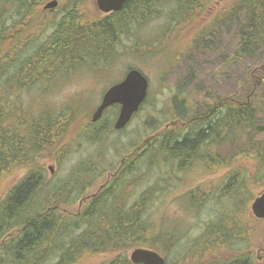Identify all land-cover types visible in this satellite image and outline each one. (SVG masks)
I'll use <instances>...</instances> for the list:
<instances>
[{
    "label": "trees",
    "instance_id": "trees-1",
    "mask_svg": "<svg viewBox=\"0 0 264 264\" xmlns=\"http://www.w3.org/2000/svg\"><path fill=\"white\" fill-rule=\"evenodd\" d=\"M46 1L0 0V186L13 173L23 171L0 195V264H78L100 254L113 256L103 264H136L128 251L137 247L156 250L171 264L169 254L176 249L177 237L187 230L179 233L176 228L156 226L153 207L165 188L160 183L169 184L177 173L190 170L200 151L223 134L227 138L247 128L256 129L255 102L264 91V0H233L217 15V20L226 17L237 23L231 59L253 63L240 82L248 95L239 102L216 103L205 114L190 109L188 97H174L171 127L159 131L161 125L146 119L150 132L132 144L120 168L90 199L88 190L103 175L95 164L81 161L64 181H48V172L38 159L55 150L57 161L64 157L60 154L67 128L64 114L50 109L33 114L29 108L7 102L4 95L16 96L38 82L65 78L81 67L109 60L123 40L144 23L162 13H167L172 25L187 22L208 9L211 0H128L120 10L102 15L91 12L93 0H62L65 5L60 18L47 21V17L45 28L37 27L20 39L25 29L42 21L50 10L44 9ZM207 32L202 31V40ZM6 40H12L13 45L2 47ZM112 109L108 121L105 116ZM118 111V105L109 107L98 121L104 123L102 127H96L91 118L87 140L103 141L104 134L114 129L112 119ZM238 154L239 164L225 165L228 172L215 198L234 207L211 223L202 236L203 249L223 258L212 264H256L246 244L249 234L243 216L255 199V188L264 187V141L250 138ZM142 165L156 176L150 177L151 186L136 193L122 192L141 183L135 172ZM215 192L211 196L205 193L201 202H212ZM189 199L196 207L201 203L197 190ZM77 200L86 203L72 212ZM257 221L264 223V219Z\"/></svg>",
    "mask_w": 264,
    "mask_h": 264
},
{
    "label": "rangeland",
    "instance_id": "rangeland-1",
    "mask_svg": "<svg viewBox=\"0 0 264 264\" xmlns=\"http://www.w3.org/2000/svg\"><path fill=\"white\" fill-rule=\"evenodd\" d=\"M49 1L52 0H47L44 4ZM232 1L211 0L208 9L201 10L202 13L197 12L198 14L189 21L177 25H172L173 21L167 13H162L158 18L138 27L130 38L124 39L111 59L101 60L97 65L81 67L65 78L57 77L53 81L38 82L34 88L20 90L16 96L4 95L7 102L29 108V112L33 114L44 109L64 114L63 123H66L67 128L60 141V146L64 149L60 154H64V157L61 162L57 161L55 150L54 155V152L52 155L46 152L38 158L48 172V181H64L71 169L79 166L81 161H89L90 164H95L98 173H103L98 177L95 187L88 190L87 196L90 199L91 195L120 168L122 160L125 159V152L131 150L132 144L145 138L150 132V127L145 124L146 119L161 125L159 131L171 127L170 115L174 112V97H188L189 108L201 114L207 113L216 103H223L225 100H229V103L239 102L238 99H244L248 94L241 90L240 82L245 80L247 67L253 63L249 59H231L237 41V23L226 17L217 20V15ZM59 4L57 8L45 11L46 15L42 21L32 23L20 39L37 27L38 30L45 28L47 17V21L60 18L65 4L62 0ZM89 7L91 12L102 15L94 0ZM15 27L21 29L18 25ZM205 29H208L209 36L202 40V31ZM10 45H13L12 40L1 44L4 48ZM132 68L141 70L149 80L147 100L125 128H114L105 133L100 143L97 139L88 141L85 135L90 131L93 122L90 120L104 93L110 86L121 81ZM255 103L256 124L263 125L264 91ZM179 108L181 109V105ZM112 111L115 110H108L105 116L108 121ZM117 116L112 119L113 123ZM98 121L94 122V125L102 127L104 123L100 124ZM250 138L256 142L264 141V131L247 128L227 138L223 134L217 141L200 151L192 160L190 170L177 173L176 178L169 181V184L160 183V187L165 188L161 190L160 198L153 207L156 226L168 230L176 228L175 231L179 233L187 230L177 237L176 249L169 254L171 264H212L222 261L223 258H217V254L203 249L205 244L202 236L211 223L218 221L219 216L230 213L234 207L228 201L220 204L215 198L218 197V188L228 172L225 165L227 162L239 164L241 155L238 153L245 148ZM246 162L252 163L250 159ZM22 174L23 171L13 173L3 182L0 195ZM135 174L141 183H136L137 187L132 186L122 192L131 194L142 191L147 185L151 186L150 177H156L143 165ZM194 190H197L199 202L203 200L205 193L209 192L211 196L212 192L216 191L214 200L209 202L208 199L196 207L189 199ZM263 191L264 187L255 188V197ZM252 202L253 200L247 208V216H243V224L249 234L246 244L256 264H264V223L258 222L257 220L261 219L253 215ZM85 203V200H77L70 210L75 212ZM131 251H128L129 256ZM112 258L109 254L93 255L78 264H103Z\"/></svg>",
    "mask_w": 264,
    "mask_h": 264
},
{
    "label": "water",
    "instance_id": "water-1",
    "mask_svg": "<svg viewBox=\"0 0 264 264\" xmlns=\"http://www.w3.org/2000/svg\"><path fill=\"white\" fill-rule=\"evenodd\" d=\"M128 0H95L97 8L103 14L118 11ZM58 5L57 0L49 1L44 9H52ZM149 93V80L139 69H130L118 83L110 86L104 93L102 100L92 115L94 122L98 121L103 113L113 105H119V113L114 123L116 130L125 128L134 115L140 110ZM257 131H264L263 125H256ZM253 215L257 219H264V191L251 204ZM130 259L136 264H166V259L156 250L137 247L130 253Z\"/></svg>",
    "mask_w": 264,
    "mask_h": 264
},
{
    "label": "bare ground",
    "instance_id": "bare-ground-1",
    "mask_svg": "<svg viewBox=\"0 0 264 264\" xmlns=\"http://www.w3.org/2000/svg\"><path fill=\"white\" fill-rule=\"evenodd\" d=\"M58 1V0H57ZM58 3H59V1H58ZM229 55V54H228ZM234 136V135H233ZM222 165V164H221Z\"/></svg>",
    "mask_w": 264,
    "mask_h": 264
},
{
    "label": "flooded vegetation",
    "instance_id": "flooded-vegetation-1",
    "mask_svg": "<svg viewBox=\"0 0 264 264\" xmlns=\"http://www.w3.org/2000/svg\"><path fill=\"white\" fill-rule=\"evenodd\" d=\"M81 202H82V200H81Z\"/></svg>",
    "mask_w": 264,
    "mask_h": 264
}]
</instances>
